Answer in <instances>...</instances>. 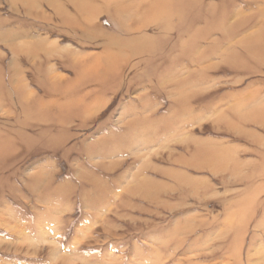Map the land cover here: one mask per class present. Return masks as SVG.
<instances>
[{"label": "rangeland", "instance_id": "1", "mask_svg": "<svg viewBox=\"0 0 264 264\" xmlns=\"http://www.w3.org/2000/svg\"><path fill=\"white\" fill-rule=\"evenodd\" d=\"M0 264H264V0H0Z\"/></svg>", "mask_w": 264, "mask_h": 264}]
</instances>
